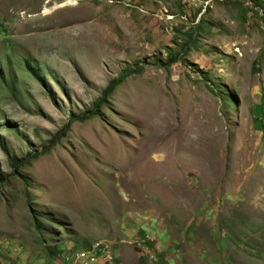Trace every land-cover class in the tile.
Returning <instances> with one entry per match:
<instances>
[{"label":"rangeland","instance_id":"1","mask_svg":"<svg viewBox=\"0 0 264 264\" xmlns=\"http://www.w3.org/2000/svg\"><path fill=\"white\" fill-rule=\"evenodd\" d=\"M103 237L264 264V0H0V264Z\"/></svg>","mask_w":264,"mask_h":264},{"label":"clouds","instance_id":"2","mask_svg":"<svg viewBox=\"0 0 264 264\" xmlns=\"http://www.w3.org/2000/svg\"><path fill=\"white\" fill-rule=\"evenodd\" d=\"M137 248L144 249L145 244H135ZM154 258V254L150 253L149 261ZM60 264H118L116 263V254L114 251V243L110 237L95 239L86 243L84 247H70L60 258Z\"/></svg>","mask_w":264,"mask_h":264},{"label":"trees","instance_id":"3","mask_svg":"<svg viewBox=\"0 0 264 264\" xmlns=\"http://www.w3.org/2000/svg\"><path fill=\"white\" fill-rule=\"evenodd\" d=\"M176 59V57L172 58V60ZM136 70H129L127 72L122 73L118 78L112 79L109 81V83L107 84L106 88L103 91V94L100 98L96 99V101L94 102V108L91 111H86L84 112L81 116H77L76 119H85L90 117V115H94L97 110V108L100 106L101 102L103 101L104 97L111 91V89H113V87L115 85H117L119 82H121L123 80V78L133 72H135ZM71 121V119H68L67 124Z\"/></svg>","mask_w":264,"mask_h":264}]
</instances>
